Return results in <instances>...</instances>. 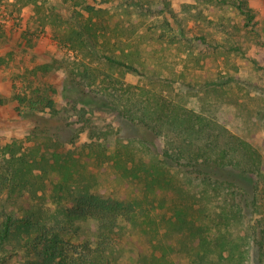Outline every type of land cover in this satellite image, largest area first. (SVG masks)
I'll return each mask as SVG.
<instances>
[{
	"label": "trees",
	"instance_id": "1",
	"mask_svg": "<svg viewBox=\"0 0 264 264\" xmlns=\"http://www.w3.org/2000/svg\"><path fill=\"white\" fill-rule=\"evenodd\" d=\"M59 1L66 11H48L43 21L60 44L148 81L144 86L126 83L84 59L75 66L74 80L96 85L117 114L141 132L135 149L128 141L118 154L107 138L88 145L83 156L95 166L111 162L113 180L130 185L135 194L119 195L98 175L86 182L76 179L79 159L64 149L79 130L65 125L49 97L25 98L20 115L34 119L31 139L44 149L25 150L23 143L11 142L0 150V197L5 196L0 204V264H245L252 248L253 263L264 264V155L259 146L233 118L222 121L216 114L195 111L156 89L157 67L141 58L134 41L118 39L119 20L101 7L115 0ZM118 1L133 17L170 12L169 0ZM39 2L9 4L19 11L29 4L41 8ZM210 2L221 9L220 16L237 18L242 29L255 23L249 0ZM171 31L168 42L192 45L184 31L162 33ZM98 45L107 52L99 55ZM233 49L247 67L264 69L241 46ZM234 74L232 83L245 77L238 66ZM76 102L82 109L90 107ZM41 106L49 109L47 114L35 112ZM160 139L164 147L157 158ZM12 238L18 245L8 248Z\"/></svg>",
	"mask_w": 264,
	"mask_h": 264
},
{
	"label": "rangeland",
	"instance_id": "2",
	"mask_svg": "<svg viewBox=\"0 0 264 264\" xmlns=\"http://www.w3.org/2000/svg\"><path fill=\"white\" fill-rule=\"evenodd\" d=\"M169 1V13L150 19L125 14L124 5L118 0L101 7L119 20L118 39L122 43L134 41L141 58L157 67L158 78L153 82L157 90L190 109L216 114L222 121L233 118L244 136L258 145L264 155V69L247 67L233 49L241 46L246 55L264 68V45L260 43L264 42V0H249L256 13L255 23L249 30L240 28V22L233 16L228 20L225 15L220 16L221 9L210 0ZM9 3H0V150L11 142L23 143L25 150L33 146H36L33 150L44 149L31 139L34 119L22 117L20 111L26 109L25 98L49 97L55 103L57 116L66 119L68 128L80 132L75 142L66 143L64 149L79 159L74 177L86 182L98 175L119 195L135 194L130 185L113 180L115 172L111 162L95 166L84 160L88 145L107 138L118 154L125 152L123 146L128 141L135 149L141 132L117 114L115 106L102 97L96 85L77 83L75 66L84 59L126 83L144 86L148 81L125 67H109L103 59L84 58L82 52L68 50L60 44L54 38V30L43 21L48 11L50 14L66 11V5L61 6L59 0H40L41 8L29 4L19 11ZM163 30H174L176 34L180 30L186 32L192 45L171 44L167 39L172 31L163 34ZM200 36L205 38L204 42L199 41ZM97 49L99 55L107 52L106 46L98 45ZM235 66L245 77L232 83ZM227 80L231 81L229 85H225ZM77 100L87 102L90 107L82 109ZM48 111L41 106L35 112L41 115ZM43 123L41 120V128ZM163 147V140H157V158H161ZM135 151L141 155L138 149ZM4 199L5 196L0 197V204ZM13 245H18L15 238L7 247ZM254 258L252 248L245 264H254Z\"/></svg>",
	"mask_w": 264,
	"mask_h": 264
}]
</instances>
